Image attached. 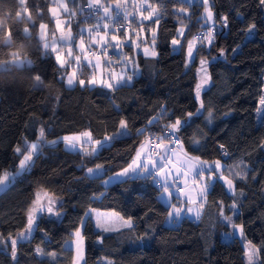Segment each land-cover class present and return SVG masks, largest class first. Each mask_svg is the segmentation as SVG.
Masks as SVG:
<instances>
[{
	"label": "trees",
	"instance_id": "1",
	"mask_svg": "<svg viewBox=\"0 0 264 264\" xmlns=\"http://www.w3.org/2000/svg\"><path fill=\"white\" fill-rule=\"evenodd\" d=\"M109 1L104 3H116ZM210 1L217 24L222 25L219 18L227 16L228 27L222 25L211 48L198 45L195 60L186 70L185 44L203 30L204 6L150 0L160 12L156 69L150 72L147 60L138 55L142 75L131 86L108 91L87 82L84 87H67L54 56L44 54L38 31L40 23L54 26L49 0H28L31 20L18 0H0V66L7 69L0 71V170L18 171L20 156L15 148L35 141L40 127L45 128L46 141L84 131L103 141L119 131L121 120L127 122L129 133L91 156L67 151L61 142L44 146L30 170L0 194V236L17 238L25 230L26 210L37 193L52 194L59 215L43 214L37 219L38 230L29 239L18 240L15 261L8 245L0 243V264H71L74 252L65 243L81 222H85V264H104V259L111 264H246L244 245L248 241L260 249L258 264H264V116L260 126L256 123L264 86V6L258 0ZM73 6L78 11V26L86 24L85 19L92 17L87 0H75ZM181 22L187 31L175 53L171 41L177 38ZM252 23L255 34L248 39L246 28ZM25 28H29L27 35L22 31ZM17 55L32 65L9 64ZM201 59L208 61L211 79L202 86L198 100L195 89L202 76ZM37 74L43 84L37 85ZM152 117H159L158 123L149 124ZM175 118L183 122L176 135L189 156L209 163L220 160L238 171L242 165L247 178L234 180V194L215 179L201 220L184 219L168 228L165 222L170 210L160 199L162 189L153 175L129 178L107 188L103 181L128 167L146 137L160 136L163 126ZM96 165H102L101 178L90 180L85 171ZM89 210L114 212L130 220L132 228L96 230ZM221 211L225 216L236 213L234 222L243 225V240L223 241L230 228ZM37 248L43 255L36 253ZM52 252L59 256L50 258Z\"/></svg>",
	"mask_w": 264,
	"mask_h": 264
},
{
	"label": "snow or ice",
	"instance_id": "2",
	"mask_svg": "<svg viewBox=\"0 0 264 264\" xmlns=\"http://www.w3.org/2000/svg\"><path fill=\"white\" fill-rule=\"evenodd\" d=\"M21 9L23 10V14L29 20H31V11L27 7L28 0H19ZM202 4L204 5L203 10V22L208 24L209 27L207 30L200 36L193 37L192 39L186 41L187 44V59L191 62L193 57V52L196 48L197 43L199 42L200 45L204 47L211 48L213 44V40L215 39V25L217 23L214 13L212 11L213 5L209 4V0H201ZM261 6H264V0H258ZM88 8H92L95 10L96 13H103L100 16V21H98L94 27L86 29L89 37L90 45H95L96 49H99V54L97 51L93 50L91 47H85L84 37H79V43L76 47L79 49V54L73 56L72 48L70 44H66L67 47V57L72 58L76 64H79L82 57L84 61L87 62V65L91 66L93 69L100 67V57L101 55H107V48L112 45V42H115L113 45L114 47H122L121 40H132L134 41H141V43L150 44L151 47L145 46L143 47V53L146 56H156L157 53L154 50V46L156 43V31L155 25H158L159 19H154V15L158 16L157 8L154 6L150 0H116L115 8L122 11L123 13V22H128L130 25V11L129 9L136 14V18L139 21L138 28L143 29V21L152 20L153 21V28L150 30V41L147 38L142 40L140 31H135L132 36H129V29H126L118 39V34L120 32V28L124 26L123 23H117L109 28V24L115 19L113 15L112 7L105 6L100 2V0H87ZM60 9L61 11L67 13L69 12L68 4L65 0H59L58 4H54L52 8L49 9L50 13L55 17L57 15V10ZM70 13L71 14H74ZM120 11L116 13V16L120 15ZM181 13H186L184 8L179 9ZM145 12L147 13L145 15ZM219 22L223 25L224 28L228 27V17L221 16L219 18ZM56 28L61 31L60 41L70 42L71 37L70 35H65L63 30L61 29L62 21L60 19H56ZM48 25L45 23L39 24V37L41 41H43V48L45 50H50L53 53H56L55 59L60 64L61 67L65 64V59L62 58L60 51L58 50L60 45L57 43L56 40H53L52 43H48L46 29ZM256 29V24L252 23L249 24L246 28L248 33H252ZM25 35L29 34V28L22 29ZM10 33V30H9ZM69 33H70V26H69ZM184 35V26L181 22V27L178 30L177 38L172 39V45H179L180 38ZM136 48H140V44H135ZM235 51V49L233 50ZM221 56L224 55L223 50H221ZM89 55L95 57L96 63H93L92 60H89ZM125 60L128 63H134L133 58L125 57ZM108 64H111V61H108ZM207 64L208 61L206 59L200 60V71L202 73L200 83L196 86L195 94L197 99H200L201 88L203 85L207 84L211 77L210 74L207 72ZM32 65V61L28 60L22 56H15L14 57V66L18 68H23ZM6 68L0 66V71H5ZM34 80L40 84H43V80L40 75H35ZM132 80L131 75H126L124 68H121L120 73H117L114 69L109 68V76L107 80H97L95 74L87 81L88 85H96L99 84L102 87H107L109 89L113 88L115 84H119L122 82H130ZM74 83H78L80 87L86 86V82L84 79H76L75 69L73 72L67 77V84L72 86ZM260 107L257 109L258 112L264 111V95L261 96L259 99ZM204 107L203 101L200 102V108ZM188 117L192 116V113L187 114ZM209 117H211V112H209ZM156 121L158 123L159 117H152L149 120V124ZM182 120L180 118H175L170 120L167 124L163 126L161 129V135L157 137H146L144 143L140 147V151L137 152L136 158L132 161L128 167L122 169V171L116 173V177H125L130 172L135 173L137 170L141 172H149V164H151L152 169L155 170V176H159L163 181L162 187L163 191L167 193L168 197L171 198L172 193L169 191L168 183H169V176H173L174 178L184 177L181 183H184L187 186V178L189 174H192V183L196 184V196H193L190 192H184L183 188H178L177 191L181 194L185 195L189 205H195V207H188L187 211L189 213H193L197 218H199L201 214V209L204 207V202L207 199L208 189L210 187L209 183L205 181V173L203 168L199 172L196 171V168L203 166L211 169L208 173L210 178H215L223 181L224 185L226 186L227 190L230 193L236 192V186L234 180L240 179L245 180L247 178L246 173L243 171V166L240 167V171H234L233 167H225L220 160L213 161L209 163L208 161H201L199 157H187L186 153H183L185 156V161H181L179 159V155L176 151L177 147H179L180 151L183 152V142L181 141L180 137L176 135L180 132L182 127ZM119 127L121 129L120 133L117 135L126 134L127 132V122L121 120L119 122ZM141 134H144V130H140ZM113 137L105 136L104 140H93L91 131H84L79 133L78 135L72 136H64L62 141L65 143V146L69 150H77L79 148L84 155H95L97 152V147L100 146L101 148L104 147L105 142L111 141ZM155 141L154 144L151 142ZM57 141H46L45 139V128L40 127L38 130V138L33 142L25 141L26 147L21 148L19 145L16 146L15 152L20 156L18 161V170L14 171L13 173H9L8 171L0 170V189L6 190L11 181L16 178L17 175L23 172H27L32 167L34 160L38 159L40 155L43 154V148L47 145L56 144ZM85 145H89L91 147V151H89ZM144 145H149L154 149H159L160 151L156 154L159 156L160 160L163 162V166L158 165L156 160L151 158V155L147 157H143L147 159L148 163H141L142 160V153L144 151ZM223 148V145H221ZM227 155V153H224ZM173 158H176V161H173ZM193 160L196 163H193ZM177 164L180 166L177 167ZM102 168V165H96L95 168H87V173L90 176L96 175ZM174 169V171H173ZM228 175H225V173ZM219 173L217 176L216 174ZM116 177H110L109 179H115ZM155 178V177H153ZM109 181L105 180L104 183L107 184ZM57 201L53 198V195L48 192L37 193L35 199L32 201L31 205L26 210V228L23 232L19 234L17 238H13L11 236L4 238L0 236V243L7 244L8 247L11 249V259L13 261L17 258V244L18 240L23 239L27 240L31 237V234L34 230H38V225L36 223L37 219L43 214L49 215H59L58 210L55 208V204ZM232 207L235 208L236 204L233 203ZM182 209L176 208L174 205L172 206V210L168 213V217L172 218L174 215L179 216ZM220 215L223 217L225 221H227L233 229H237L240 236L243 237L244 229L243 225L236 224L230 216H225L224 213L221 211ZM98 227H103L102 224L97 222ZM124 226L128 228H132L131 221H125ZM83 227V223L81 222L80 227H78L75 232L73 233L74 239L73 244L75 245V252L76 255L73 260V264H83L84 261V254H83V247L82 241L83 236L81 234V228ZM105 231H109L111 229L104 228ZM246 249V256H247V264H257L258 254L260 249H258L255 245L252 244L251 241H248L245 245ZM38 255H43V250L40 248L35 249ZM53 258H55L56 253L52 252L49 253ZM111 264V262H108Z\"/></svg>",
	"mask_w": 264,
	"mask_h": 264
},
{
	"label": "rangeland",
	"instance_id": "3",
	"mask_svg": "<svg viewBox=\"0 0 264 264\" xmlns=\"http://www.w3.org/2000/svg\"><path fill=\"white\" fill-rule=\"evenodd\" d=\"M49 1H50V8H52L54 4H58L59 3V0H49ZM104 1L110 2L109 0H100V2L102 4H104L105 6H107V4H105ZM182 1H185V2L190 3V4H192V3H200V4H202L201 0H182ZM65 2L68 4L69 12L65 13V12L61 11L60 9H58L57 10V15L54 17L49 11V16H50L51 21L53 22L54 26L51 29L50 26L47 23H45V24L48 25V28L46 29L48 43L51 44L53 40H56L57 43L60 45L58 50L60 51V53L62 55V58H64L65 61H66L63 67H61L60 64L57 61L56 62H57V65L59 66V68L62 70L63 74L61 75V79H63L65 81V84H66L67 87H69V88L70 87H74V86H76L78 84V83H74L72 86H69L67 84V77L73 72V69H75L76 79H84L85 82H87L94 74H95L96 79L98 81L101 80V79L107 80L108 76H109V68L114 69L117 73H120L121 68H124V71H125L126 75H131L132 76V80L130 82H122V83H119V84H115V86L113 88L118 87V86H122V85L131 86L133 84L134 79L138 78L139 76L142 75V66L139 64L138 55H142L147 60V67H148L150 72H154L155 71L157 55L156 56H146V55H144L143 50H142L143 47H145V46L151 47L150 44L141 43V41H134L133 42L132 40H121L122 47H114L113 45L115 44V42H112V45H110L107 48V55L106 56L105 55H101V57H100V67H98L96 69H93L91 66L87 65V62L84 61L83 57H82L80 63L76 64L75 61L72 58L67 57V47L65 45L66 44H70V46L72 48L73 56H75L76 54H79V49L76 47V45L79 43V37L83 36L86 49L91 47L93 50L96 51L97 49L95 48V45H90V43H89V37H88V33H87L86 29L92 28V26L94 25L92 22L96 23V21L100 18L101 15H103V13L102 12L100 13L99 18H97V14L98 13H93V15H92V17H90V19H94V20L91 23L88 22L90 20V19H88V17H89L88 16L85 19V21H86L85 23L86 24H83V25L79 24V26H78V11L73 6V3L75 2V0H65ZM209 4L212 5V2L210 0H209ZM109 6L112 7V11H113V15L115 16V20L118 19L119 16H116V13L118 11H120V10L115 8V3H111V4H109ZM86 9L89 12H92V10H93L92 8H88V6H87ZM73 10H75L74 14L70 15V13H73ZM114 11H115V13H114ZM129 11H130L129 20L131 22L130 25H129L128 22H123V19H118L116 21V23H123V24L127 25V27L129 28V36H132L135 31H140V35H141L142 40L144 38H147L150 41V38H151L150 37V30L154 26L153 25V21L152 20L143 21V29L141 30V29L138 28L139 21L136 18V14L134 12H132L130 9H129ZM212 11H213V9H212ZM157 12H158V16L154 15V19H157L160 16V12L158 11V9H157ZM146 14L147 13L145 12V15ZM56 19H60L62 21L61 29L63 30L65 35H70V37H71L70 42L60 41L59 38H60V35H61V31L56 28V23H55ZM201 19H202L203 30L197 36L202 35L207 30V28L209 27L208 24H205L203 22V15H202ZM101 23H102V21H101ZM159 24H160V21H159L158 25H155L156 43H155V46H154V50H155L156 53H157L156 45H157ZM69 26H70V33H69ZM112 26H113V23L111 22L109 24V28H112ZM180 27L181 26L178 27V30H179ZM221 28H222V25L216 23L214 36H215L216 33H218L221 30ZM178 30H177V35H178ZM186 31H187V27L184 26V35H183V37L180 38V44L179 45H172L173 51L175 53L178 52V50H180V48L182 46L183 38H184V36L186 34ZM123 33L124 32H119L118 39H120V37H122ZM254 34H255V30L252 33H247V38L248 39L252 38L254 36ZM38 37H39V31H38ZM39 39H40V37H39ZM40 41H41V39H40ZM9 42H10V38L7 39V43H9ZM43 43L44 42L41 41L42 48H43ZM137 43L140 44V48L139 49L135 47V44H137ZM198 45H200L199 42L197 43L196 48H195V50L193 52L194 59L191 62H189L188 59H187V44H185L184 54H185V69L186 70H188L190 68V66L193 64V62L195 60ZM43 52H44V54L53 55L54 58L56 56V53H53L50 50H45L44 48H43ZM126 56L128 58H133L135 62L134 63H128L125 60ZM88 59L92 60L93 63H96L95 57L89 56ZM108 61H111L110 65L108 64ZM9 64L14 65V59H12L9 62ZM25 66H27V65H25ZM3 67H5V65ZM86 69L89 70V71L86 72ZM37 85H40V83L37 82ZM89 86L90 87H101V88H104V89H106L108 91L113 89V88L109 89L107 87H102L99 84L89 85ZM262 95H264V86H263V90H262ZM259 107H260V105L258 104V108ZM263 116H264V111H262V112H258L257 111L256 112V123H257V126H260L262 124ZM120 132H121V129H119V131L117 133H120ZM117 133L111 135V137H113V139L111 141L105 142V145L109 144L110 142H112L114 140L124 138V137H126L129 134L128 130H127L126 134H122V135H119V136L117 135ZM78 134H73V135H78ZM69 136H72V135H69ZM62 138H60L59 141H57V143H60V142L63 143L65 150L70 151V152H81V150L79 148H77V150H74V151L67 149L66 146H65V143L62 141ZM144 146H148V145H144ZM25 147H26V144L24 142L23 147H21V148H25ZM85 147L89 151H91V147L89 145H85ZM96 147H97V152H96V154H97L101 147L100 146H96ZM150 150H151V147H150ZM150 150L148 152H146L145 157L151 155V158H155L154 157L155 154H152L150 152ZM177 153L179 155L178 151H177ZM134 159H135V157H134ZM179 159L181 161H185V159H182L180 156H179ZM173 161L175 162L176 158H173ZM146 162L148 163L147 159H146ZM193 163L195 164V162H193ZM221 163L226 167L224 162L221 161ZM179 166L180 165L177 164V167H179ZM233 169H234V171H238L236 168H233ZM200 170H201L200 167L196 168L197 172H199ZM173 171H174V169H173ZM149 172H151V171H149ZM24 173L25 172L20 173L19 175L16 176V178L22 176ZM204 173H205V181L207 183H209V185L211 186L215 182V178H210L209 177V175H208L209 171H207V172L204 171ZM142 174H144L143 176H145V174H147V173L146 172H142ZM225 175H227V174H225ZM114 177H116V176H114ZM154 177H155L154 178L155 183H157L159 185V187L162 189V194H161L162 203L165 206H167L170 211L172 210V206L173 205L176 208L182 209V211L180 212L179 216H175L174 215L172 218L167 217V220L165 222V227L171 228V227H173L175 225L180 224V222L183 220V216H184V214L186 212H187L189 218H192L193 220L199 222L198 221L199 218H197L193 213H189L187 211L188 207H190V206L191 207H195V205H189L188 203L184 202L181 197L177 196V194H176L177 192L175 190V189H178V188H183L184 192H186V193L190 192L193 196H196V187H197V185L192 183V174H189V176L187 178V181H186L187 186H185L184 183H181V181L184 179V177L174 178L173 176H169V178H168V180H169L168 188H169V191L172 193L171 198H169L167 193H165L163 191V187H162L163 181L161 180V178L159 176H155V174H154ZM16 178L14 180H12L11 182H14L16 180ZM109 178L106 179L107 181H109L107 184L104 183L105 180L103 181V185H104L105 188L109 187L110 185L115 184V182L117 180L116 178L115 179H109ZM220 182L223 183V181H221V180H220ZM10 185H11V183H10ZM223 185H224V183H223ZM225 188H226V186H225ZM6 190L0 189V194L5 192ZM209 190H210V187L208 189V192H209ZM226 190H227V188H226ZM227 192L229 194H233V193H230L228 190H227ZM206 206H207V199L204 202V207H203V209H201V212L203 210H205ZM87 215L94 221V226H95L96 230H104V228H108V229H111V230L119 229L120 227L124 226V222L125 221H128V220H124L123 218H121L119 215H117L114 212H107V211H101V210H89ZM235 216H236V213H234L232 216H230L233 221H234ZM98 221H99L100 224L103 225V227H98L97 226V222ZM223 221L230 228V231L228 233L224 234L223 241L228 242V241H230V240H232L233 238H236V237L240 238L241 240H243L245 238L244 234H243V237H241L237 229H233L232 226L227 221H225L224 219H223ZM84 223L85 222H83V226H84ZM82 230H83V227L81 228V234H82ZM73 239H74V236H73L72 239L68 240L65 243V247L67 249H72L73 252H74V257H75L76 252H75V245L72 242ZM245 245H244V247H245ZM82 247H83V254H84L83 264H85V240H84V238H83V241H82ZM58 256L59 255L56 254L55 258L58 257ZM50 258H53V257L50 256ZM55 258H53V259H55ZM73 260H74V258H73ZM245 261H246V264H247L246 249H245ZM103 263L107 264L108 260L104 259ZM258 263H259V256H258L257 264ZM71 264H73V261H72Z\"/></svg>",
	"mask_w": 264,
	"mask_h": 264
},
{
	"label": "crops",
	"instance_id": "4",
	"mask_svg": "<svg viewBox=\"0 0 264 264\" xmlns=\"http://www.w3.org/2000/svg\"><path fill=\"white\" fill-rule=\"evenodd\" d=\"M140 147H141V146H140ZM140 147H139V149L137 150V152L140 151ZM149 150H150V146H149V145H148V146H144V151H143V153H142V160L140 161L141 163H147V162H146V159H144L143 157H145L146 152H148ZM176 150L179 152V156H180L182 159H186L185 156L183 155V153H186V152L184 151V149H183V152L180 151L179 147H178ZM150 151H151V150H150ZM159 151H160V150L157 149V152H159ZM137 152H136V154H135V158H136ZM186 154H187V153H186ZM154 157H155V158H152V159H153V160H156L157 163H158V165L163 166V162L160 160L159 156H158L157 154H155ZM187 157H191V156H189V155L187 154ZM192 158H194V157H192ZM193 162L196 163L195 160H193ZM131 164H132V162H131ZM149 165H150V166H149V171H151V172H146L147 174H145V176L153 175V177H154L155 170L152 169L151 164H149ZM200 168H203V171H206V172H207V171H211V169H209V168H207V167L200 166ZM143 175H144V174H142L141 171L137 170V172H135V173L130 172V173H129L127 176H125V177H116V179H117L116 182H119V181H122V180H126V179H129V178L141 177V176H143ZM217 175H219V174L217 173ZM114 176H116V174L113 175L112 177H114ZM116 182H115V183H116ZM175 190H176V192H177V193H176L177 196L181 197L182 200H183L184 202L188 203V202H187V198H186V196L183 195V194H181L180 192H178L177 189H175ZM160 199H161V197H160ZM175 199H176V198H175ZM161 201H162V199H161ZM203 212H204V210L201 212L198 221L201 220L202 215H203ZM184 219H191V220H193L192 218H189V217H188L187 212H186V213L184 214V216H183V220H184ZM125 227H126V226H122V227H120V228H125ZM120 228H119V229H120ZM114 230H116V229H114Z\"/></svg>",
	"mask_w": 264,
	"mask_h": 264
},
{
	"label": "built area",
	"instance_id": "5",
	"mask_svg": "<svg viewBox=\"0 0 264 264\" xmlns=\"http://www.w3.org/2000/svg\"><path fill=\"white\" fill-rule=\"evenodd\" d=\"M91 13H92V15H93V13H96V12H95V10L93 9ZM97 15H98V14H97ZM118 19H123V15H121V17L118 18ZM118 19H117V20H118ZM98 21H100V20L98 19V20L96 21V23H97ZM100 22H101V21H100ZM115 22H116V21H112V23H115ZM96 23H95V24H96ZM116 24H117V23H116ZM127 28H128L127 25L124 24V26L120 28V31H125ZM96 51H97V53L99 54V49H97ZM89 56L94 57V56H92V55H89ZM154 143H155V141L152 142V144H154ZM177 148H178V147H177ZM156 152H157V149H154V148L151 147V153H152V154H156Z\"/></svg>",
	"mask_w": 264,
	"mask_h": 264
},
{
	"label": "water",
	"instance_id": "6",
	"mask_svg": "<svg viewBox=\"0 0 264 264\" xmlns=\"http://www.w3.org/2000/svg\"><path fill=\"white\" fill-rule=\"evenodd\" d=\"M103 172V169L101 168V170L94 176H90L88 173H87V170L85 171V176L90 179V180H97L99 178H101V174Z\"/></svg>",
	"mask_w": 264,
	"mask_h": 264
}]
</instances>
